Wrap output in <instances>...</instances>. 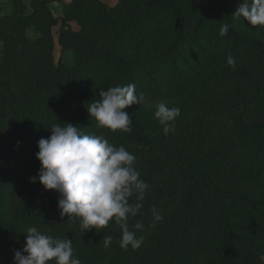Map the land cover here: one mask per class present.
Masks as SVG:
<instances>
[{
    "label": "trees",
    "instance_id": "obj_1",
    "mask_svg": "<svg viewBox=\"0 0 264 264\" xmlns=\"http://www.w3.org/2000/svg\"><path fill=\"white\" fill-rule=\"evenodd\" d=\"M33 1L49 29L56 28L60 55L44 54L38 39L26 36L35 13L21 19L14 9L0 16L6 44L0 57V264H13L29 227L54 237H88L83 264H259L264 27L233 19L243 0H184L186 10L196 11L192 21L178 0H119L114 6L79 0L75 18L86 7L95 15L89 29L77 33L48 11L47 0ZM224 23L230 28L221 37ZM68 35L77 42L73 66L62 60ZM144 46L149 52L130 54ZM229 54L235 70L226 63ZM130 83L145 96L140 105L123 110L132 118V132L96 128L87 107L100 99L99 91ZM160 101L181 111L195 109L193 117H216L224 135L208 145L196 140L194 149H186L180 139L186 130L177 120L174 132L165 135L153 119ZM59 122L103 135L137 157L140 178L151 186L129 220L130 229L137 221L144 225L136 232L144 237L139 249L120 248V229L112 221L81 233L78 220L60 217L58 193L29 182L40 167L37 142ZM153 205L163 216L155 224ZM108 235L113 241L105 248Z\"/></svg>",
    "mask_w": 264,
    "mask_h": 264
},
{
    "label": "clouds",
    "instance_id": "obj_2",
    "mask_svg": "<svg viewBox=\"0 0 264 264\" xmlns=\"http://www.w3.org/2000/svg\"><path fill=\"white\" fill-rule=\"evenodd\" d=\"M232 17L239 22L246 20L254 28L264 27V0H243ZM229 28L228 23L222 24L219 35H227ZM226 63L235 70L236 59L231 54ZM99 97L87 107L96 128L131 133L132 118L123 110L143 103L144 93H137L136 85L130 83L101 90ZM155 108L153 119L161 126L163 134L174 132L180 108H170L164 101L157 103ZM50 133L37 142L35 158L40 167L29 182L38 181L45 190L58 193L60 217L78 220L81 233L105 228L112 221L120 229V248L139 249L144 237H138L136 232L144 225L137 221L130 229L129 220L138 215L151 186L140 178L135 154L122 145L117 147L110 143L103 135L86 134L72 123L59 122L50 128ZM132 197L135 200L130 202ZM151 214L153 224L163 219L154 205ZM112 241L111 235L104 237V247L108 248ZM257 255L259 264H264V251ZM13 264H82V261L74 255L71 239L54 237L37 227H29L23 248L14 252Z\"/></svg>",
    "mask_w": 264,
    "mask_h": 264
},
{
    "label": "rangeland",
    "instance_id": "obj_3",
    "mask_svg": "<svg viewBox=\"0 0 264 264\" xmlns=\"http://www.w3.org/2000/svg\"><path fill=\"white\" fill-rule=\"evenodd\" d=\"M98 1H101L108 6H114L119 0ZM78 2L79 0H47L45 4L48 11L53 16L64 17L68 23L69 29L72 32L77 33L88 30L95 15L94 10H89V8L86 7L84 9V14L80 18H75L72 11L76 8L75 5ZM178 2L181 4L184 11H186L189 20L192 21L196 11L186 10L184 0H178ZM14 9L19 13L21 19L29 17L34 13L36 14V18L33 23L25 28V34L31 39V41H33V39H38L37 42L40 43V51L44 52V54H48L52 51L54 57L57 58L58 55H60V47L57 43L56 28L54 27L52 31L49 29L47 26V18L44 16L42 10L34 4L33 0H0V16L9 15L14 11ZM76 44L77 42L72 38V35H68L66 39V48L62 52V60L68 66L74 65ZM4 45H6L4 40L0 39V57L5 49ZM145 52H149L148 46L140 48L137 47L130 50V54L134 56H138L140 53ZM195 112V109L184 107L181 111V115L176 119L183 129L186 130L185 134H183L180 139L183 141L186 149L190 151L194 149L193 143L196 140H199L202 143L201 145H208L210 141H216L220 138V136L224 135L223 127L220 125L216 117L207 115L193 117ZM113 223L114 222H111V224ZM83 238L84 237L77 240L69 238L73 243L74 255L82 261V264L83 261L85 263L88 261L84 255L81 254V251L84 253V247L88 245L89 241L88 237Z\"/></svg>",
    "mask_w": 264,
    "mask_h": 264
}]
</instances>
